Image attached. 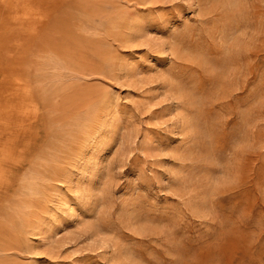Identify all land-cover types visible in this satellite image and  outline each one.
Instances as JSON below:
<instances>
[{
  "label": "rangeland",
  "instance_id": "374dc122",
  "mask_svg": "<svg viewBox=\"0 0 264 264\" xmlns=\"http://www.w3.org/2000/svg\"><path fill=\"white\" fill-rule=\"evenodd\" d=\"M0 264H264V0H0Z\"/></svg>",
  "mask_w": 264,
  "mask_h": 264
}]
</instances>
